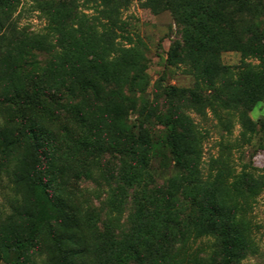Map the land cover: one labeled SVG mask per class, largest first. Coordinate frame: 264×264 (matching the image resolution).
<instances>
[{"label":"rangeland","instance_id":"rangeland-1","mask_svg":"<svg viewBox=\"0 0 264 264\" xmlns=\"http://www.w3.org/2000/svg\"><path fill=\"white\" fill-rule=\"evenodd\" d=\"M156 1L0 7V264L46 200L13 177L33 125L54 143L56 178L19 264H54L47 225L60 206L80 220L68 232L91 245L86 264H221L197 204L230 222L235 264H264V99L243 96L264 85V0ZM34 83L46 96L22 118L16 101ZM157 115L185 137L181 168Z\"/></svg>","mask_w":264,"mask_h":264},{"label":"trees","instance_id":"trees-1","mask_svg":"<svg viewBox=\"0 0 264 264\" xmlns=\"http://www.w3.org/2000/svg\"><path fill=\"white\" fill-rule=\"evenodd\" d=\"M14 0L0 1V7L11 5ZM153 8L157 1L149 0ZM217 2L228 1L234 2L240 9H249L250 2L246 0H214ZM64 4L63 6H68ZM69 7V6H68ZM88 86H93L87 83ZM246 87L243 96L246 98L245 106L255 107L261 99H264V85H243ZM171 95H176L177 91L173 87L169 88ZM46 96L41 91V87L37 83L32 84L30 89L25 91L22 96L16 101V106L22 118L40 105V98ZM194 101H200L199 96H193ZM239 98H237L238 100ZM157 122L166 127L169 132L167 135V144L170 153L175 161V165L179 168L183 167L185 157V137L177 130V125L174 119L167 115H157ZM261 127L264 129V119L261 120ZM22 133V131H21ZM30 138L29 155L24 160V167L19 172H14L13 177L16 183L26 182L34 188L40 189L45 197V202L41 203V214L32 216V225L26 230L18 232L9 241H6L5 247L11 252V264H19L22 261L23 253L32 247L36 236L38 226L44 222L43 208L46 204L52 201V197L48 194L49 189L53 186L56 171L52 165L54 156V143L51 137L46 136L40 129L33 125L29 128L25 136ZM141 141V143H140ZM145 145L144 137L139 138V143ZM132 152L126 146L120 151V154ZM56 178V177H55ZM49 201V202H48ZM199 212L206 216L205 228L208 233L219 237L220 239V256L221 264H235V236L234 229L230 222L224 223L219 221V209L216 204H197ZM55 226L48 224V235L50 238L49 249L53 255L54 264H86L83 262L85 256L93 252L91 245L80 244L74 233H69L68 230L72 227L78 228V218L70 211H65L64 207L60 206L55 213ZM162 241L170 243L171 239L165 238ZM161 241V243H163ZM138 253V252H137ZM83 262V263H81Z\"/></svg>","mask_w":264,"mask_h":264}]
</instances>
